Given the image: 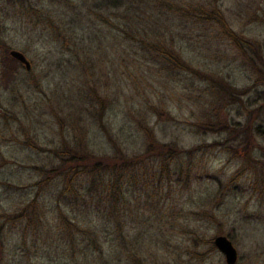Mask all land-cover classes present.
Here are the masks:
<instances>
[{"label": "rangeland", "instance_id": "374dc122", "mask_svg": "<svg viewBox=\"0 0 264 264\" xmlns=\"http://www.w3.org/2000/svg\"><path fill=\"white\" fill-rule=\"evenodd\" d=\"M22 4L0 0V264H226L220 234L235 264H264V135L247 154L228 127L264 91V0ZM151 139L178 151L167 172ZM74 151L148 157L127 204L88 176L68 189L52 168ZM92 219L102 257L84 241Z\"/></svg>", "mask_w": 264, "mask_h": 264}, {"label": "trees", "instance_id": "16d2710c", "mask_svg": "<svg viewBox=\"0 0 264 264\" xmlns=\"http://www.w3.org/2000/svg\"><path fill=\"white\" fill-rule=\"evenodd\" d=\"M11 4H19L24 6L22 2L25 0H9ZM30 6V5H29ZM28 6V7H29ZM32 10L34 7L32 6ZM214 14V19L217 20L219 24H222V30L225 36L228 39H231L234 44L241 49L246 48L247 42L234 33L228 25L223 21V18L217 17ZM150 47V50L156 54V57H160L163 60L173 63L174 65H180L186 70H192L190 64L182 62L174 50H170L168 46L164 45L163 42L152 40L149 42L143 41ZM5 47V46H3ZM9 60L13 62H18L14 58L8 56ZM21 64V63H20ZM22 65V64H21ZM6 69L11 70L10 65H6ZM256 105L255 108H251L247 113V119L245 122L235 120L231 125H228L229 128H232L235 131L234 136L240 138V145L243 146V151L247 154H250L252 151L250 141L252 142L256 136L264 135V91L255 89L252 102H250L249 107ZM216 129V128H214ZM150 136V135H149ZM157 146L159 151V163H161L162 169L167 172L171 160L178 154L177 149L168 147V145L157 142V140L151 139L149 142L148 149H153ZM68 158H63V164L61 166H56L52 168V173L54 175H63L65 179V184L68 189L73 188V182L77 179L83 178L84 176L90 177L93 184L100 186L101 191L106 194V198L110 200L112 205L127 204V190L130 192L129 188L125 191L126 187H129V183L135 181L136 179V169L137 165L143 162L144 159L148 157L138 155L132 156H100L95 155L93 152L85 154L83 152H69ZM246 154V155H247ZM127 178H129L127 180ZM129 195V194H128ZM99 226L97 222H89V227H87L86 233L88 235L86 246L96 247L98 249V256L102 257L101 243L98 242L99 237ZM230 238V236H228Z\"/></svg>", "mask_w": 264, "mask_h": 264}, {"label": "water", "instance_id": "95a60500", "mask_svg": "<svg viewBox=\"0 0 264 264\" xmlns=\"http://www.w3.org/2000/svg\"><path fill=\"white\" fill-rule=\"evenodd\" d=\"M8 54L20 62L26 70L31 69V63L24 53L11 49ZM214 246L223 254L226 264H235L238 260V252L232 241L226 235H217L213 238Z\"/></svg>", "mask_w": 264, "mask_h": 264}]
</instances>
